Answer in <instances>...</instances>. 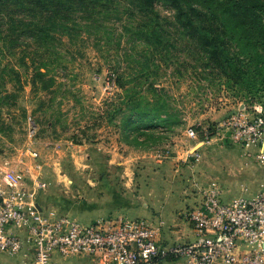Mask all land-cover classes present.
<instances>
[{
  "label": "rangeland",
  "instance_id": "rangeland-1",
  "mask_svg": "<svg viewBox=\"0 0 264 264\" xmlns=\"http://www.w3.org/2000/svg\"><path fill=\"white\" fill-rule=\"evenodd\" d=\"M118 1L112 2L122 9L126 1ZM31 4H0V164L31 140L46 181L36 195L44 208L76 217L75 212H88L79 191L98 180H130L134 192L142 185L144 201L174 214L178 208L185 214L199 196L197 187L210 179L218 181L224 199L262 188L264 167L227 135L200 142L239 101L264 100V45H256L258 31L250 32V51L240 39L243 26L230 33L233 17L214 18L227 39L224 63L217 65L193 47L164 0L154 5L167 16L159 17L163 46L154 52L144 34L127 29L151 19L140 17L134 6L137 17L122 9L92 19L84 17L89 8L75 5L68 17H53L46 39L31 41L22 30L24 21L47 18L37 17ZM63 8L61 3L55 7ZM8 36L16 42H4ZM27 116L36 128L30 138ZM154 173L158 179L146 185ZM80 257L65 261L81 264Z\"/></svg>",
  "mask_w": 264,
  "mask_h": 264
},
{
  "label": "built area",
  "instance_id": "built-area-1",
  "mask_svg": "<svg viewBox=\"0 0 264 264\" xmlns=\"http://www.w3.org/2000/svg\"><path fill=\"white\" fill-rule=\"evenodd\" d=\"M212 127L200 142L227 135L264 167V100L239 101ZM25 130L28 138L35 135L29 116ZM30 142L0 164V254L15 257H0V264H62L71 255L95 264H156L167 257H183L184 264H264V183L228 199L215 179L198 186L199 197L185 212L193 239L162 243L161 219L117 215L80 222L38 206L37 191L46 181Z\"/></svg>",
  "mask_w": 264,
  "mask_h": 264
},
{
  "label": "trees",
  "instance_id": "trees-1",
  "mask_svg": "<svg viewBox=\"0 0 264 264\" xmlns=\"http://www.w3.org/2000/svg\"><path fill=\"white\" fill-rule=\"evenodd\" d=\"M105 1H108L103 4ZM113 0H0V4L3 6L6 3H24L32 2V6H36L37 17L44 18L40 23L36 20L24 21L22 30L28 31L29 40L34 41L38 39H46L47 28L50 24H53V17H68V11L70 8H74L75 5H82L84 10L88 13L84 17H98L99 14H106L107 11H120L130 12V15H135V10L131 7L134 6L140 12L142 16L149 17V20L138 21L137 24L130 25L127 27L129 32L132 34H141L146 37V41L151 44L152 48L150 52H154L155 48H161L162 43V32L161 21L159 17H167L161 15L160 12L154 7L155 2L162 3L163 0H124L126 1L122 9L119 5H115ZM117 1V0H116ZM121 1V2H120ZM166 4L171 5L174 9V13L171 17H175L174 23H179L181 29L193 39L194 48H202L207 52L208 57L215 64L219 65L224 63V58L221 57L226 38L220 35L221 26L218 22L213 25V19L216 17H233L232 23L229 28L230 33L236 31V26H243L244 29L240 31V39L242 45L247 47L250 51L253 50V45L250 44L249 40L252 38L250 32L255 30L258 31L254 35V40L257 46L264 45V0H164ZM63 4V11L55 9L59 4ZM122 3V0L118 1V4ZM86 7V8H85ZM48 11V13L44 11ZM9 16V15H8ZM35 17V15H32ZM49 17V18H48ZM142 20V19H139ZM224 20V19H223ZM97 29H100V23L93 22ZM177 24V28H179ZM256 26L258 28H256ZM231 38V37H229ZM4 42H16L12 36L4 38ZM233 64L236 61L233 59ZM236 69L239 72V65L236 64ZM235 69V70H236ZM119 82V86L122 87V83ZM132 85L126 90L130 92ZM130 116V115H129ZM128 116V117H129ZM212 125L210 126L211 129ZM210 133L213 132L211 129Z\"/></svg>",
  "mask_w": 264,
  "mask_h": 264
},
{
  "label": "crops",
  "instance_id": "crops-1",
  "mask_svg": "<svg viewBox=\"0 0 264 264\" xmlns=\"http://www.w3.org/2000/svg\"><path fill=\"white\" fill-rule=\"evenodd\" d=\"M158 175L159 173L151 174V176L147 178L146 185H150L152 181H156L158 179ZM86 186L89 188L85 190L80 189L79 192L80 194L81 192L84 194L86 199V203L84 204L88 205V212H75L77 213L78 218L76 216L72 217H75L78 220H91L98 216H147L151 217L154 223H159V220H162V223H160V233L158 236L162 243L189 241L194 237L191 225L185 214H183V211L180 212V208L177 209L176 214L172 212H166L165 210L161 212L156 211V209L153 208L149 202L144 201L145 196L141 194L142 185L139 186L137 192H134L131 189L130 180H98L94 182V185ZM197 192L199 193V191ZM197 197L199 196L196 195L191 203H193ZM36 202L41 208L48 209L44 208V205L38 202L37 199ZM79 256H81L80 258L83 260L81 261V264H95V262L89 256ZM184 261L185 260L183 257H167L160 258L156 264H184ZM76 262H80V260L75 261L72 259L68 262L63 261L62 264H79Z\"/></svg>",
  "mask_w": 264,
  "mask_h": 264
}]
</instances>
